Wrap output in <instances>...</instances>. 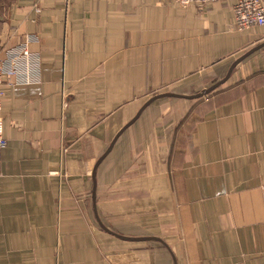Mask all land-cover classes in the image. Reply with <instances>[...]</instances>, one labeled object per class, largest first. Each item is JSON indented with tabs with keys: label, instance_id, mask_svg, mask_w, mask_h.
I'll list each match as a JSON object with an SVG mask.
<instances>
[{
	"label": "crops",
	"instance_id": "0c3cea01",
	"mask_svg": "<svg viewBox=\"0 0 264 264\" xmlns=\"http://www.w3.org/2000/svg\"><path fill=\"white\" fill-rule=\"evenodd\" d=\"M237 2L0 0V264H264V45L237 62L264 26Z\"/></svg>",
	"mask_w": 264,
	"mask_h": 264
},
{
	"label": "built area",
	"instance_id": "2783aa9c",
	"mask_svg": "<svg viewBox=\"0 0 264 264\" xmlns=\"http://www.w3.org/2000/svg\"><path fill=\"white\" fill-rule=\"evenodd\" d=\"M213 1L216 0H178L182 6L191 8L197 13L204 12L206 6ZM233 12L236 25L239 29H242L241 27L248 28V26H264V0H238L233 6ZM11 79L12 71L4 68L3 60L0 58V155L7 144V140L3 135V118L1 114L3 95L1 87L6 84H11Z\"/></svg>",
	"mask_w": 264,
	"mask_h": 264
},
{
	"label": "water",
	"instance_id": "95a60500",
	"mask_svg": "<svg viewBox=\"0 0 264 264\" xmlns=\"http://www.w3.org/2000/svg\"><path fill=\"white\" fill-rule=\"evenodd\" d=\"M264 45L263 44H260L258 46H254L252 49H250L248 52H246L241 58H239V60H237V62H239L240 60H242L243 58H245L248 54H250L253 50H255L256 48L260 47ZM236 62V63H237ZM233 64H231V66L228 68L227 72H226V75L225 77L221 80V83H224L225 80L227 79V77L230 75L232 69H233ZM162 96H172V97H177V98H181V96H173L172 94L170 93H163V94H156L154 96H151L150 98H148L145 102V104L139 109V111L137 112V114L133 117V119L129 122V124H132L134 123V121L140 116L141 112L144 110L145 107H147L153 100H155L156 98L158 97H162ZM128 124V125H129ZM121 131L123 130H120V132L116 135L115 139L119 136V134L121 133ZM106 154H103L96 162V164L94 165L93 169H92V172H91V179H92V184H93V189H92V199L95 201V187H94V183H95V177H96V170H97V167L99 165V163L101 162V160L105 157ZM93 212H94V216L99 224V226L105 230L106 232L120 238V239H124V240H137V241H148V240H159L158 238H154V237H129V236H124L122 234H119L117 232H114L112 230H110L108 227H106L102 221L100 220V218L98 217V214L96 212V209H95V204L93 203Z\"/></svg>",
	"mask_w": 264,
	"mask_h": 264
},
{
	"label": "rangeland",
	"instance_id": "374dc122",
	"mask_svg": "<svg viewBox=\"0 0 264 264\" xmlns=\"http://www.w3.org/2000/svg\"><path fill=\"white\" fill-rule=\"evenodd\" d=\"M188 5V4H187ZM190 7V6H189ZM202 13V12H201ZM249 27V26H248ZM242 29H245V28H247V27H241Z\"/></svg>",
	"mask_w": 264,
	"mask_h": 264
},
{
	"label": "trees",
	"instance_id": "16d2710c",
	"mask_svg": "<svg viewBox=\"0 0 264 264\" xmlns=\"http://www.w3.org/2000/svg\"><path fill=\"white\" fill-rule=\"evenodd\" d=\"M177 2H178V0H177ZM178 3H179V2H178ZM179 5L182 6L180 3H179ZM159 94H163V93H159ZM162 97H163V96H162Z\"/></svg>",
	"mask_w": 264,
	"mask_h": 264
}]
</instances>
